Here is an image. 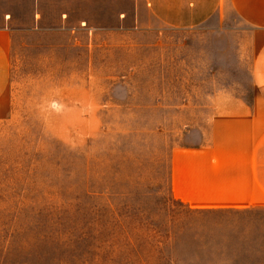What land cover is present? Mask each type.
<instances>
[{"label":"rangeland","instance_id":"obj_1","mask_svg":"<svg viewBox=\"0 0 264 264\" xmlns=\"http://www.w3.org/2000/svg\"><path fill=\"white\" fill-rule=\"evenodd\" d=\"M134 7L0 0V25L12 14L16 28L0 264H264V225L191 208L168 182L171 149L210 115L202 106L252 95L238 45L249 28L227 10L148 30Z\"/></svg>","mask_w":264,"mask_h":264},{"label":"crops","instance_id":"obj_2","mask_svg":"<svg viewBox=\"0 0 264 264\" xmlns=\"http://www.w3.org/2000/svg\"><path fill=\"white\" fill-rule=\"evenodd\" d=\"M142 28L191 30L231 10L249 28L240 35L239 67L252 95L202 106L207 118L182 135L168 158L172 195L197 210L238 214L240 225H264V0H134ZM42 16L38 10L33 17ZM0 25V120L12 112L13 28ZM217 24V23H215ZM239 72V73H240ZM161 109H168L162 107ZM260 218V219H259Z\"/></svg>","mask_w":264,"mask_h":264}]
</instances>
